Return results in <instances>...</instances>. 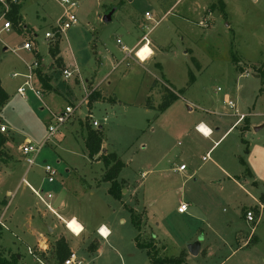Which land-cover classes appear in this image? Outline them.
I'll return each instance as SVG.
<instances>
[{"label": "rangeland", "instance_id": "374dc122", "mask_svg": "<svg viewBox=\"0 0 264 264\" xmlns=\"http://www.w3.org/2000/svg\"><path fill=\"white\" fill-rule=\"evenodd\" d=\"M76 1L78 24L59 41L62 67L50 55L57 40L46 39L62 15L59 0H21L20 31L13 25L6 31L0 21V80L10 95L1 113L9 161L0 164V252L19 256L18 264H60L64 240L72 241L81 264H151L136 246L140 235L145 244L154 238L160 258L182 257L185 264H264V0H182L175 7L177 0ZM113 9L112 21L104 22ZM144 36L150 46H142ZM24 42L31 51L19 48ZM37 52L46 65L41 61L33 72ZM67 68L78 70L68 82ZM30 74L42 100L28 89L25 97L18 93ZM46 74L57 89L41 86L38 77ZM164 87L178 99L162 112ZM96 90L103 99L89 106ZM67 106L75 108L72 119L29 168L19 146L27 137L38 146L46 142L50 113ZM94 120L104 135L101 154L115 153L125 164L122 202L103 182L101 154L89 158L85 140ZM200 123L213 131L210 138L197 132ZM47 164L58 171L53 184ZM181 165L187 170L176 172ZM33 188L43 197L51 193V203L66 198L58 213L68 226ZM180 202L188 204L186 214L178 213ZM26 208L35 220L46 212L44 245L27 246L35 241L27 227L40 224L30 225ZM16 210L19 225L4 229ZM249 211L253 223L246 220ZM103 224L112 236L97 235L102 247L94 253L90 234ZM198 241L201 251L193 256L188 247Z\"/></svg>", "mask_w": 264, "mask_h": 264}, {"label": "trees", "instance_id": "16d2710c", "mask_svg": "<svg viewBox=\"0 0 264 264\" xmlns=\"http://www.w3.org/2000/svg\"><path fill=\"white\" fill-rule=\"evenodd\" d=\"M21 9L22 5H15L11 7V11L7 16V19H9L15 28H17L20 31V27H24L22 24V16H21ZM60 38L57 39V43L54 50H50V55L53 59L56 60L57 67L64 66L63 59L59 56L60 55V48H59V42ZM38 54V53H36ZM35 62L38 64V66L41 65V56L37 55V58ZM38 73V72H37ZM39 81L41 82V86L47 90H51L50 82L52 81V77L49 75H41L38 77ZM194 81L193 76L191 77V82ZM165 94L163 97V103L160 105V111L167 110L177 99L178 95L177 93L173 92L169 88L164 87ZM9 94L5 91V89L2 87V83L0 80V121H1V113L4 106L9 102ZM103 99L102 94L99 91H93L89 97H88V104L89 106H92L94 102L101 101ZM247 131V130H246ZM103 131L100 129H95L93 126L88 128L87 137L85 140V146L88 151V155L90 159H94L96 156L101 154L103 152ZM9 142V138L6 135V133H2L0 131V164L6 163L9 161V155L6 152V146ZM98 161L103 162V165L106 169V172L103 177V182L110 183L111 187L109 189L110 195L117 201L122 202L123 201V192L125 189L124 181H119V176L122 172V170L125 167V164L118 158V156L115 153H104L101 154L98 158ZM244 164V162L242 161ZM264 204V202H263ZM132 212V221L135 225V227L141 231V225L139 223L138 218L135 216V213L133 210ZM150 241L149 243H143L140 240V235H138L135 238L136 246L139 250H143L147 252V255L151 261V264H185V259L182 257L179 258H160L159 257V251L157 248V244L155 242ZM71 251L68 246V243L64 240H60L58 242V260L60 264H64L71 256ZM19 256H14L11 259L5 257L2 252H0V264H18Z\"/></svg>", "mask_w": 264, "mask_h": 264}, {"label": "built area", "instance_id": "2783aa9c", "mask_svg": "<svg viewBox=\"0 0 264 264\" xmlns=\"http://www.w3.org/2000/svg\"><path fill=\"white\" fill-rule=\"evenodd\" d=\"M21 0H0V5L2 6V12L0 16V21H5L3 29L6 31H9L13 26L12 23L9 19H7L8 14L11 11V7L15 5H19ZM182 0H177L178 4ZM59 4L63 9L62 15L60 18L57 20V24L54 26L52 29L53 31L46 33V39L47 40H57L59 38H62V35L65 34L68 30H70L73 26L78 24V17H77V8L79 3L76 0H59ZM151 17L148 16V20H150ZM143 45H150L149 39L144 36L143 37ZM121 41L118 40V43ZM141 46V47H142ZM140 47V48H141ZM32 45L30 43L24 42L23 46L21 49L31 51L32 50ZM124 50H127L124 48ZM134 55L136 56L137 53L135 52ZM150 57V56H149ZM33 67V66H32ZM38 64L35 62V69H33V72L38 69ZM76 69H65L63 71V77L65 80H70L72 77H74ZM78 71V70H77ZM32 76L33 75H26V81L22 87L18 89V93L21 96H25L27 93V89L30 90L37 98L40 100L42 99L43 95L40 90L35 89L34 85L32 84ZM228 105L230 108H235V104L232 101L228 102ZM75 108L72 106H67L63 111L56 112V113H50L51 119L53 120V124L49 125L48 128V137L46 142H44L42 145L38 146L33 144L31 141L25 142L21 147H20V152L22 156L25 159L26 164L28 165L29 168L33 167L36 165L37 159L41 154L42 149L44 146L48 143V141L52 138H54L59 132L60 129L67 124L71 119L72 116L74 115ZM245 118L244 115H241L240 118L238 119V123L242 122V120ZM91 125L96 129L100 127V124L98 121L94 120ZM238 125V124H237ZM204 125L200 124L196 127L197 132L202 134L205 137H210L212 134V130L208 129V133L202 131L201 129L203 128ZM0 131L2 133H7V128L4 125L0 124ZM209 158V153L207 154L206 157L203 158V161H207ZM187 170L185 165H181L176 172L178 173H184ZM44 171L46 174V179L48 183L53 184L56 181V176L58 175V171L51 165L47 164L44 166ZM23 181L26 183L27 181L23 179ZM34 193L42 200V202L46 205L47 209L53 213H55V210L53 209L52 204H50V201L53 199V195L50 193L47 196L43 197L37 192L34 188L32 189ZM43 192V191H42ZM189 210L188 204L181 202L178 206V213L179 214H186ZM246 220L249 223H253L255 221V215L253 212L249 211L246 214ZM67 225V224H66ZM0 226H3V224L0 221ZM105 228V227H101ZM101 228L98 230V235H100L101 238L107 239L108 238V233L105 234L104 232H101ZM32 254V251L29 252ZM65 264H81V261L77 258L76 254L72 253L70 258L66 261Z\"/></svg>", "mask_w": 264, "mask_h": 264}, {"label": "crops", "instance_id": "0c3cea01", "mask_svg": "<svg viewBox=\"0 0 264 264\" xmlns=\"http://www.w3.org/2000/svg\"><path fill=\"white\" fill-rule=\"evenodd\" d=\"M254 2H258L259 0H253ZM224 3V2H223ZM226 3V2H225ZM20 4H21V1H20ZM22 5V4H21ZM176 6V3H175V5H174V7ZM225 6H227V4H225ZM2 12V6L0 5V13ZM24 26H25V24H24ZM150 46V45H149ZM133 51H130V53H132ZM152 52H153V54L146 60V61H148V60H150V59H152V57H154V55H155V53H154V51L152 50ZM38 53V52H37ZM40 56H41V54L40 53H38ZM60 57L61 58H63V56L61 55V48H60ZM41 61H43V66H45L46 64H44V60H43V58H42V56H41ZM51 63V62H50ZM47 75V74H46ZM63 80L64 81H66V82H68V80H65L64 79V77H63ZM40 82V81H39ZM55 82V81H54ZM54 82L53 83H51L50 82V86L52 85V87L53 88H55V89H57V84H54ZM3 87V86H2ZM72 87V85L70 86V87H68V88H71ZM73 88V87H72ZM71 88V89H72ZM42 95H43V93H42ZM21 96V95H20ZM26 96V95H25ZM25 96H22V97H25ZM9 97H10V95H9ZM10 99V98H9ZM39 99V98H38ZM40 100V99H39ZM42 100V99H41ZM88 102V101H87ZM0 124L1 125H4L6 128H7V130L9 131V128H8V126L7 125H5V123L1 120L0 121ZM200 124H202V125H204L205 127H207V125H205L204 123H200ZM200 124H198V125H200ZM197 125V126H198ZM196 126V127H197ZM239 126V125H238ZM264 127V126H263ZM263 127H257V128H259L258 130H261ZM208 129H210L209 127H207ZM217 131H219V129H217ZM8 133V132H7ZM7 133H6V135H7ZM199 133V132H198ZM200 134V133H199ZM202 137H204V138H208V137H205V136H203L202 134H200ZM213 135V131H212V134H211V136ZM210 136V137H211ZM209 137V138H210ZM225 137V135L218 141V142H216V144L215 145H218V143L223 139ZM28 141H31V138H29V137H27L26 139H25V141L23 142V144L25 143V142H28ZM32 142V141H31ZM22 144V145H23ZM22 145H20L19 146V151H20V147L22 146ZM92 163H94V162H92ZM97 164H99V162H97ZM245 164V163H244ZM6 192H7V195L8 196H13V194H12V192H8L7 190H6ZM54 199V198H53ZM55 200V199H54ZM181 203V202H180ZM50 204H52V206L54 205V206H56V208H54V210H55V212L57 213V217H59L60 218V221H62V222H64L65 224L67 223V221L61 216V215H59V213H58V211H62L65 207H66V198H61V200H60V198H58L56 201H53V203H51L50 202ZM26 210H27V217L28 218H26V220L27 221H29V223H30V225H31V222L32 221H37L40 225H38V226H36V227H33V226H30V227H27V233H29L30 235H31V238H33L35 241H34V243L31 245H29V244H27V246L28 247H30L31 248V246H35V245H44L46 242H47V240H46V238H44V235H43V227H42V223H41V221H43L44 220V218H45V215H46V212H42V216H41V218H39L38 220H35L34 218H33V214H31V210H29L28 208H26ZM16 212H17V210L16 211H12L10 214H9V216H8V218L6 219V222H4V229H7V230H11V228L13 227H16V226H18L19 225V223H17V217H15V215H16ZM44 213V214H43ZM25 214V213H24ZM183 215V214H182ZM72 218H75L82 226H83V232L82 233H85L86 231H87V227H86V225L83 223V222H81L79 219H77V217H75V216H73V217H71V219ZM1 220V219H0ZM44 227H46V228H48V225L47 224H44ZM101 227H105L106 228V226L103 224V225H101L100 227H98V228H96L93 232H91V236L94 238L93 239V242L94 241H96V242H94L95 244H97L98 246L95 248V249H93V252L95 253H97V252H100L101 251V247H100V243L97 241V239L95 238L97 235H98V230L101 228ZM107 229V228H106ZM108 230V229H107ZM45 231V230H44ZM48 233H52L53 235H55V229H53V228H48ZM62 233L64 234V232H60V234L59 235H62ZM81 233V234H82ZM56 234H58V233H56ZM108 238L107 239H103V238H101L100 237V235H98V237H100L101 239H103V240H109V238L112 236V234L110 233V231L108 230ZM64 237H67L66 235H63ZM75 238L77 237V236H74ZM67 240H69V239H67ZM93 242H92V244H93ZM69 248H70V251H71V253H74L75 254V250H74V244L72 243V241H70L69 242ZM78 258V257H77Z\"/></svg>", "mask_w": 264, "mask_h": 264}, {"label": "water", "instance_id": "95a60500", "mask_svg": "<svg viewBox=\"0 0 264 264\" xmlns=\"http://www.w3.org/2000/svg\"><path fill=\"white\" fill-rule=\"evenodd\" d=\"M114 13H115V10L113 9L110 13H108L103 18V21L107 22V23L111 22L112 21V16H113ZM22 46H23V43L20 45L19 48H22ZM258 129L259 128H257V130ZM103 152H105V150ZM188 250H189L190 254H192L193 256H198L200 254V251H201V243L198 241V242H196L194 244L189 245Z\"/></svg>", "mask_w": 264, "mask_h": 264}, {"label": "clouds", "instance_id": "9594fccd", "mask_svg": "<svg viewBox=\"0 0 264 264\" xmlns=\"http://www.w3.org/2000/svg\"><path fill=\"white\" fill-rule=\"evenodd\" d=\"M147 52H148V49L145 48V49L140 53V56H141V57H144L145 53H147ZM103 231H104V229L101 228V232H103Z\"/></svg>", "mask_w": 264, "mask_h": 264}, {"label": "bare ground", "instance_id": "6f19581e", "mask_svg": "<svg viewBox=\"0 0 264 264\" xmlns=\"http://www.w3.org/2000/svg\"><path fill=\"white\" fill-rule=\"evenodd\" d=\"M203 131L204 132H206V133H208V128L207 127H205V126H203ZM67 226H68V224H67ZM105 234H107L108 233V230L106 229V228H104V231H103Z\"/></svg>", "mask_w": 264, "mask_h": 264}, {"label": "snow or ice", "instance_id": "6c2138e0", "mask_svg": "<svg viewBox=\"0 0 264 264\" xmlns=\"http://www.w3.org/2000/svg\"><path fill=\"white\" fill-rule=\"evenodd\" d=\"M201 130L203 131V128Z\"/></svg>", "mask_w": 264, "mask_h": 264}]
</instances>
